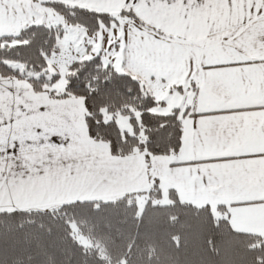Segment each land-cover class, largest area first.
<instances>
[{
	"label": "crops",
	"instance_id": "crops-1",
	"mask_svg": "<svg viewBox=\"0 0 264 264\" xmlns=\"http://www.w3.org/2000/svg\"><path fill=\"white\" fill-rule=\"evenodd\" d=\"M58 2L113 17L101 36L111 56L96 57L160 95L152 114L176 113L179 150L113 156L89 137L82 99L0 77V212L147 199L157 185L158 204L172 192L221 207L234 232L264 239V0ZM31 25L32 0H0V36Z\"/></svg>",
	"mask_w": 264,
	"mask_h": 264
},
{
	"label": "trees",
	"instance_id": "trees-1",
	"mask_svg": "<svg viewBox=\"0 0 264 264\" xmlns=\"http://www.w3.org/2000/svg\"><path fill=\"white\" fill-rule=\"evenodd\" d=\"M45 4L90 33L113 19L60 2ZM61 34L59 27L31 25L15 35L0 36V77L24 79L34 91L53 82L56 75L45 76L46 59L57 49ZM13 61L22 63L25 72L7 64ZM28 71L40 77H28ZM61 96L83 100L89 137L107 143L113 156L172 155L179 150L181 124L176 113L149 112L156 103L139 82L103 67L98 57L69 67ZM102 109L111 116L128 115L134 134L123 136L114 121L103 122ZM133 111L139 113L138 123ZM139 128L144 139L138 137ZM147 196L140 214L131 195L65 203L52 210L0 212V264H264V239L234 232L222 216L225 209L182 204L172 192L166 206L153 204L160 200L157 185ZM72 226L90 246L75 239Z\"/></svg>",
	"mask_w": 264,
	"mask_h": 264
},
{
	"label": "rangeland",
	"instance_id": "rangeland-1",
	"mask_svg": "<svg viewBox=\"0 0 264 264\" xmlns=\"http://www.w3.org/2000/svg\"><path fill=\"white\" fill-rule=\"evenodd\" d=\"M46 2H58V0H32V7L36 22L45 27H59L62 29V34L57 41V49L52 52L46 59L47 64V73L45 76L50 79L53 75H56V78L51 82V88L55 93H62L66 87V75L68 74L69 67L74 62H81L82 60H89L96 58L99 53H102V58L107 59L111 56V49L107 47V42L103 41L102 34L104 33L105 26L103 23H99L100 32L99 34H92L88 29L80 24H70L66 17L54 7L45 4ZM59 3V2H58ZM111 16V15H110ZM108 37V33L106 34ZM11 44H18L17 41H13ZM11 68L24 71V65L20 62H9L7 63ZM105 66V63H103ZM25 72V71H24ZM28 77H34L35 79L39 78V74H34L32 72H27ZM45 87H49L45 85ZM155 101H160V95L156 94L154 97ZM162 111V107L159 103L155 104L149 109L151 113H159ZM102 121L114 123L119 127L122 135L125 134L133 135L134 127L131 123L130 117L128 115L117 114L111 116L106 112L105 109H102ZM137 123L139 122V113L137 111L132 112ZM139 139L143 138L142 129H138ZM148 199V196H147ZM146 196H139L136 198L137 212L141 213L145 203ZM153 204L159 203L158 201H152ZM72 230L75 236V239L83 246H90L89 241L77 234L76 229L72 226Z\"/></svg>",
	"mask_w": 264,
	"mask_h": 264
}]
</instances>
